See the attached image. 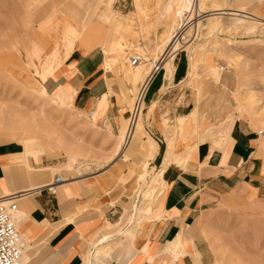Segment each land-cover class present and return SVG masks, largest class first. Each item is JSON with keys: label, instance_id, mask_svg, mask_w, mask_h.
I'll list each match as a JSON object with an SVG mask.
<instances>
[{"label": "rangeland", "instance_id": "374dc122", "mask_svg": "<svg viewBox=\"0 0 264 264\" xmlns=\"http://www.w3.org/2000/svg\"><path fill=\"white\" fill-rule=\"evenodd\" d=\"M76 1L79 6L74 8L73 0H0V144L17 142L23 149L38 150L46 166L56 164L53 166L52 181L58 175L63 180L75 176L89 179L87 182L90 183L89 188L93 189L91 199L92 204L96 205L94 208L101 210V201L98 202L100 198L103 203L110 199L117 201L111 205L119 209L115 217L118 222L122 217L125 220L130 217V207L138 200L137 196L151 188L152 182L148 189L147 183L157 171L156 168L151 169L152 160L147 181L140 180L142 169L134 168L135 155L125 162L121 160V149L123 143L126 144L125 133L122 135L120 130L111 131L109 123H100L98 118L92 120L89 110L77 106L62 110L58 101L44 96L40 90L42 81L50 73L47 48L44 47H48L52 39L57 36L62 38L69 31L68 21L79 16L84 8L85 0ZM86 1L93 5L96 17L109 12V23L118 24L117 21L121 20L124 25H131L134 21V34H117L111 42V45L116 44L122 36V50L117 51L111 45L108 47V56L115 57V62L108 67H120L121 77L126 72L121 66L122 61L132 68V57L141 55L145 60L160 55L159 46L171 25L170 21L161 19L160 14L171 0H140L143 8L141 18L137 16L139 10L136 9L135 0ZM201 2L208 12L197 11L192 18L185 19L182 29L172 34L174 41L180 42L175 59H180L188 68L190 79L186 77L183 85L168 89L163 96V106L158 104L155 113L145 120L150 104L147 98L141 113V126H144L147 137H152L157 143L160 142L158 139H162V133L165 138V131L177 137V124L174 130H170L173 127L171 124L183 116L175 119L169 104L176 108L187 92L196 100L189 114L198 109L202 115L193 117L197 125L208 122V127H211L243 120L260 133L257 152L261 176L259 189L245 187L220 196L211 209L201 213L196 219L197 223L195 220L191 226L196 239L203 242L202 247L209 252L206 260L212 264H264V0ZM241 9L251 13L254 20L245 18L239 21L236 15L241 14ZM46 15H49L47 20L50 28L45 41L41 38L42 42L37 43V29L46 20ZM59 32L64 33L57 35ZM26 38L35 43L27 46L23 42ZM37 50H41L39 56L35 55L34 58L30 55L29 51L35 54ZM145 51L146 55L143 54ZM173 51L169 55L174 54ZM153 66H148L140 82L134 84L124 81L126 91L124 94L120 91V95H125L126 101L121 104L124 107L122 109L132 110L139 86L152 72ZM221 66L225 67L224 72L220 70ZM162 117H167L171 123L165 128L160 127L161 130L157 121ZM26 122L44 123L49 129L46 135L28 142L25 135L15 134L21 132L18 128ZM183 145L187 147V143ZM185 156L182 154L179 160L183 158L185 161ZM72 157H75V161H72ZM163 196L164 191L154 192L152 188V197L146 201L140 200V204L144 203L143 214L138 215L132 225L134 238H125L127 241L133 242L138 228L156 219ZM150 215L152 217L148 219ZM14 218L19 229L17 214ZM127 228L125 221L122 229ZM202 230L204 234L200 237ZM127 247H124L125 250Z\"/></svg>", "mask_w": 264, "mask_h": 264}, {"label": "crops", "instance_id": "0c3cea01", "mask_svg": "<svg viewBox=\"0 0 264 264\" xmlns=\"http://www.w3.org/2000/svg\"><path fill=\"white\" fill-rule=\"evenodd\" d=\"M117 22L124 34L127 25L121 20ZM108 25L112 28L109 46L119 33L115 32L117 24L108 22ZM92 48L95 49L88 51ZM46 54L50 73L41 85L47 97L58 102L70 101L75 108L90 113L95 111L100 123H109L111 131L120 130L123 135L129 124V110L121 107L126 99L125 95L121 97L120 91L123 94L126 91L125 80L135 84L145 73L131 81L125 74L121 77L120 67H108L100 45L86 47L77 34L52 39ZM162 68L148 94L150 104L145 120L155 113L158 104L163 106V96L168 89L183 85L186 77L190 79L191 72L178 58L173 62L171 83L167 80L166 68ZM166 86L167 90L161 92ZM184 95L176 108L169 104L175 119L183 116L171 124L170 130L177 124V137L165 131L166 139L162 133L159 145L152 137H147L143 126L127 144L123 143V148L121 146L123 162L135 155L133 166L142 169L139 175L142 181H147L150 161L151 165L157 162V171L151 175L147 189L154 181V192L164 191L159 215L138 228L133 242L125 239L134 238L133 224L127 223L128 228L123 230V217L118 222L115 219L119 209L111 204L117 201L110 199L103 203L100 198L101 210L94 208L89 179L67 178L53 196L47 186L53 182L56 164L46 166L38 150L23 149L17 142L0 144V198L18 197L15 214L26 245L23 264H212L206 260L209 252L202 247L203 242L196 239L191 225L201 213L210 210L220 196L245 187L259 189L257 152L261 136L243 120L211 127L208 122L201 126L194 124L193 117L202 115L198 109L189 114L196 100L187 92ZM165 118L158 119L159 128L171 123L167 118L168 124H160ZM186 130L189 131L182 137ZM182 142L187 143V147ZM182 154L186 155L185 161L179 160ZM26 168L34 170L31 178ZM144 192L137 196H140L139 201ZM142 209L144 206L137 216L143 214ZM203 234L204 230L199 233L200 237ZM103 237L107 238L102 241ZM123 241L124 247L128 246L126 250Z\"/></svg>", "mask_w": 264, "mask_h": 264}, {"label": "bare ground", "instance_id": "6f19581e", "mask_svg": "<svg viewBox=\"0 0 264 264\" xmlns=\"http://www.w3.org/2000/svg\"><path fill=\"white\" fill-rule=\"evenodd\" d=\"M135 1H136V9L139 10V14L137 13V16L139 17L141 14H143V8L140 5V0H135ZM72 6L75 8V7L79 6V3H77L76 0H73V5ZM197 11L199 13L208 12L206 10V7H205L204 3H202L201 0L200 1L199 0H171L168 3H166L165 6L162 9L160 15H161V19H165V20L170 21L171 25L165 31L166 32V37L162 41V44L159 46L160 55H156L155 59H152V58L151 59H145L144 62L140 63L137 66L132 67L134 69L129 68L127 66V63L122 61L121 62V66L126 71L125 74L128 75V77L130 79L131 78L132 79H138L141 74H143V73L146 74V72L148 71L147 68H148V66L150 64L155 65L158 62L159 63L162 62V64L160 63V65L162 67L164 66L166 68L167 80L171 83L172 77H173V62L175 61L176 53L180 49V47H179L180 42L178 40L174 41V39H173L174 36L172 34L174 32H176L179 28L182 29L183 25H184V22H185V19L186 18L187 19L188 18H192ZM239 12L241 14H237L236 15L239 18V21L242 22V21H244L245 18L254 20V18L251 17L253 15L251 13H247L245 9H241V11H239ZM80 13H82V14H80ZM80 13H79V16L77 15L74 18H73V16L71 17V18H73L74 21L73 20L68 21L69 22V24H68L69 31H66L65 33L64 32H59L57 35H61V34L64 33L63 36L71 37L75 32H78L77 36L79 37L80 43L82 45H84L86 47H91L92 45H100L103 48V50H104L107 65L114 63L115 62V57L114 56H108V47L109 46L107 44H108V39L110 37V32L112 30V28L108 25V20H109V17H110L109 12H107V13L103 12L101 15H99V17H96L94 15L93 5L85 0L84 8H82ZM75 14L76 13H74V16H75ZM242 14L250 15V17H246V16H244ZM45 17H46V20L37 29L38 30V32H37L38 36L37 37H39V39L35 41L37 43L42 42V40H40L41 38H44V41H45V35H46V33L48 32V30L50 28L49 27L50 26V22H48V20H47V19H49V15H46ZM140 18H141V16H140ZM133 22L134 21H132L131 25L128 24L126 26L124 36L134 34L136 27H135ZM198 24H197V26H198ZM115 32L121 34V24H117V28H116ZM165 32H164V34H165ZM121 35H123V34H121ZM31 37H32V35H31ZM123 39L124 38L121 36V38L116 42V44H112L111 46L116 47L115 49L117 51H121L122 48H123V44H122V40ZM23 42H25L26 45L29 46V47H30V45L35 43L34 41H30L28 38L24 39ZM77 42H79V41H77ZM46 48H47V45H45L44 49H46ZM172 50H174L173 51L174 54H170L169 55V53ZM29 52H30V55H32L35 58L36 57L35 55H37V56L40 55L41 50H37L35 52V54L31 53V51H29ZM143 54L146 55L147 54L146 51L143 52ZM164 62H166V63H164ZM109 68H111V67H109ZM153 68H154V66H153ZM151 73L148 74V77L150 76ZM170 83H169V85H171ZM167 87L168 86L163 88V90L161 92H165L167 90ZM40 90H41V93L44 96H47L45 91H44V89H43V87H42V85H41ZM59 104L61 105L60 108H62V110L63 109L66 110V108H71L73 106L70 101H68V102H59ZM92 113H93V116L91 115ZM92 113H90V117L93 118L92 120H95L96 119L95 118L96 112L93 111ZM141 115L139 117V120L137 122H135V126H134L133 130L130 132V134L128 133V128H127V130L125 132V137H124V142L126 144L129 142L130 138L134 135L136 130L142 128V126H141L142 125V123H141L142 122ZM193 122H194V124L196 123V118L193 120ZM168 123H169V120L167 118H165L164 120L161 121L160 124H168ZM20 127L21 128H18V130L21 131V132L19 133L17 131L15 134L25 135V137L27 138L28 142L32 141L35 138H40L43 135H46L45 132H47L48 129H49L48 126L46 124H44V123L37 124V123H34V122H30V123L26 122L25 124H20ZM128 127H129V124H128ZM72 161H75V157H72ZM26 172H27V176L29 178H31L34 170H32L30 168ZM65 182H66V180H64V183ZM151 182H152L151 188L148 191H145L142 194V198L141 199H143L144 201H146V200H148V199H150L152 197V188H154L155 183H154V181H151ZM157 182H158V180H157ZM31 187L32 186H30V188ZM143 195H144V197H143ZM139 198H140V196H139ZM139 198H138L137 201L135 200L132 203L131 207H130L131 208L130 217L128 219H126V220L123 218V220L127 221V223H129V224H133V225L135 224V222H136V220L138 218L137 214H138L139 211H141V207L144 204V203L140 204ZM128 210H130V209H128ZM106 238L107 237H105V238L103 237L102 241H104Z\"/></svg>", "mask_w": 264, "mask_h": 264}, {"label": "built area", "instance_id": "2783aa9c", "mask_svg": "<svg viewBox=\"0 0 264 264\" xmlns=\"http://www.w3.org/2000/svg\"><path fill=\"white\" fill-rule=\"evenodd\" d=\"M142 62H144V58L141 55L131 58L133 67ZM162 70L163 68L160 63H156L150 76L140 84L134 98L133 109L132 111L129 110V134L133 130L135 122L139 120L155 78ZM220 70L224 72L225 67L221 66ZM91 115L93 116V113ZM63 183V178L58 175L54 178L52 184L47 186V191L55 196L58 186ZM17 198V195L0 198V264H23V255L26 245L14 218L18 209L16 203Z\"/></svg>", "mask_w": 264, "mask_h": 264}, {"label": "water", "instance_id": "95a60500", "mask_svg": "<svg viewBox=\"0 0 264 264\" xmlns=\"http://www.w3.org/2000/svg\"><path fill=\"white\" fill-rule=\"evenodd\" d=\"M160 142H161V140L160 139H158ZM152 168H158V166H157V162L156 161H154L153 163H152V165H151V169Z\"/></svg>", "mask_w": 264, "mask_h": 264}]
</instances>
